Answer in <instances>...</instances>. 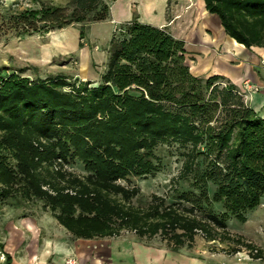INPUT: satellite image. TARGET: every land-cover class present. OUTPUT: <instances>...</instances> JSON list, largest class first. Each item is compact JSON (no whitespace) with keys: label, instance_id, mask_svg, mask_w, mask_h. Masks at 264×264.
I'll use <instances>...</instances> for the list:
<instances>
[{"label":"trees","instance_id":"16d2710c","mask_svg":"<svg viewBox=\"0 0 264 264\" xmlns=\"http://www.w3.org/2000/svg\"><path fill=\"white\" fill-rule=\"evenodd\" d=\"M203 2L230 39L248 50L264 48V0ZM72 5L71 13L25 11L15 24L32 36L109 18L101 0ZM187 54L165 29L134 20L114 33L98 87L0 75V199L41 201L77 240L131 233L159 237L178 252L202 237L234 244L227 255L244 248L252 260H263L262 250L230 235L227 222L245 223L264 198V119L234 85L194 76ZM168 142L188 148L177 183L190 189L174 190L171 203L153 195L146 208L135 206L141 189L121 182L158 172L155 149ZM71 161L87 175L64 171Z\"/></svg>","mask_w":264,"mask_h":264},{"label":"rangeland","instance_id":"374dc122","mask_svg":"<svg viewBox=\"0 0 264 264\" xmlns=\"http://www.w3.org/2000/svg\"><path fill=\"white\" fill-rule=\"evenodd\" d=\"M72 1L0 0L1 76L9 77L16 73L35 82L63 77L72 84L90 83V87H98L107 72L110 41L122 24L136 20L157 27L165 19L167 26L164 27L165 24L161 23V29L171 34L170 25L178 21L175 15L177 10L186 13L185 9L179 7L181 0H158L154 11L157 17L162 16L161 21H155V14L149 12L150 1L101 0L110 7L109 18L102 23L76 24L61 31L49 30L48 33L45 28L41 33L32 36L23 35L21 27L15 24V18L19 14L45 7L65 8L71 13ZM118 1L124 5L120 9L115 7L112 15V8ZM121 9L124 10L123 14ZM122 18L124 23H118V19ZM82 27L85 32L84 39L80 36ZM173 33L178 35V31ZM198 39L197 36L194 37L189 45L195 46ZM199 60L193 53L188 52L187 64L192 74L205 80L214 77L213 73L204 75L201 72L203 67ZM187 154L188 148L175 142L159 145L155 149L158 172L146 178H130L128 182H121L124 186H138L141 189V195L133 204L146 208L153 195L166 197L168 203H171L177 201L178 194L174 190H189L188 184L177 183ZM63 170L80 177L87 175L78 161H71ZM246 219L245 223H241L230 218L227 222L230 235L241 237L245 243L264 252V198L257 209L247 213ZM100 243L106 246L103 245L104 248L101 249L98 247ZM91 244L97 245L92 252L90 249L94 246ZM78 247L86 251L79 256L80 260L74 253ZM141 247L169 251L166 243L159 237L147 241L140 240L131 233H124L116 239L92 240L88 243L77 240L59 226L41 201L26 200L20 195L8 200L0 199V264H68L71 260L76 264H133L131 254L135 255L133 252ZM234 248L236 246L231 243H208L199 237L194 249H183L180 252L188 259L203 260L205 264H264V260H252L250 251L244 248L236 255H226ZM214 249L219 254H214Z\"/></svg>","mask_w":264,"mask_h":264},{"label":"crops","instance_id":"0c3cea01","mask_svg":"<svg viewBox=\"0 0 264 264\" xmlns=\"http://www.w3.org/2000/svg\"><path fill=\"white\" fill-rule=\"evenodd\" d=\"M148 1H150L149 12L155 14V5L158 0ZM179 3V7L182 10L185 9L186 13H182L179 9L177 10V14L175 15L178 21L170 25L172 36L177 40L183 41L187 52L193 53V56H197L200 59L199 63L203 67L201 72L204 75L213 73L214 76L220 77L219 82L224 86L227 84L234 85L239 93H242L240 94L243 95L246 104L264 119V48H252L248 50L230 39L225 34L218 17L206 11L203 0H181ZM115 4L116 6L112 8V15L114 14L113 9L115 7L120 9L124 5L119 1ZM123 11L121 9V14H123ZM161 16H156L154 20L160 19L161 21ZM118 20V23H124V18ZM161 23L165 24L164 27L167 26L165 19ZM160 24L157 26L158 28L163 27ZM173 26H175V29L173 28L174 31L176 33L178 31V35L173 33ZM196 36L199 39L195 41V46L189 45ZM245 82H250L259 89V92L246 89L244 87ZM98 245L99 248H104H102L104 244L100 243ZM91 246L94 245L91 244ZM96 246L91 247V252L92 250H96ZM84 250L78 247L74 253L79 258L84 252L86 253ZM181 250L173 252L169 248V251L166 252L141 247L136 252H133L135 255L131 254V258L133 259L131 262L133 264H205L203 260L188 259L187 256L180 252ZM213 253L219 254V251L215 250Z\"/></svg>","mask_w":264,"mask_h":264},{"label":"built area","instance_id":"2783aa9c","mask_svg":"<svg viewBox=\"0 0 264 264\" xmlns=\"http://www.w3.org/2000/svg\"><path fill=\"white\" fill-rule=\"evenodd\" d=\"M244 87L246 89H248V90H252L254 92H259V89L257 87H255V86H253L250 82H245ZM68 264H76V262L71 260V261L68 262Z\"/></svg>","mask_w":264,"mask_h":264}]
</instances>
